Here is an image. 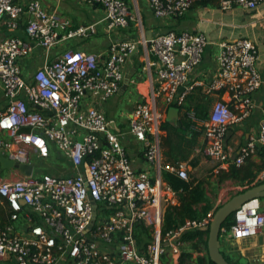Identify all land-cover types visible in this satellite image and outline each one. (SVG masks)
Segmentation results:
<instances>
[{"label": "built area", "instance_id": "built-area-1", "mask_svg": "<svg viewBox=\"0 0 264 264\" xmlns=\"http://www.w3.org/2000/svg\"><path fill=\"white\" fill-rule=\"evenodd\" d=\"M105 11L109 35L138 18L125 0H82ZM158 18L183 16L193 0H148ZM264 0H222L223 9L234 5L256 9ZM6 27L8 33L2 32ZM23 29L27 38L16 31ZM97 32V23L74 27L57 10L40 0H0V157L18 164H34L31 175L0 163V203L7 220H0V264H161L168 254L177 262L191 230H208L215 211L199 219H186L163 231L164 214L179 202L178 192L163 178V170L189 179V163L164 165L162 123L167 104L182 107L198 82H191L208 39L193 31H168L148 38L112 40L106 55L68 48L56 58L53 50L72 38ZM43 51L38 67L23 63L34 47ZM143 46L145 69H157L152 88L130 112L128 131L114 130L100 106L117 94L124 66ZM257 43L240 37L221 43L218 67L202 84L209 94L221 95L206 118L187 111L192 131L202 133L200 152L217 172L231 163L241 165L264 149V98L260 130L234 157L226 141L233 125L241 124L255 107L254 95L264 86L258 68ZM90 97V101H87ZM30 128L29 132L22 131ZM144 145L147 160L156 168L136 169L124 138ZM58 151L69 174L35 170V159ZM257 179V178H256ZM264 181V169L258 174ZM152 233L142 249L140 226ZM264 228L261 199L251 200L235 212L226 230L233 239L258 235ZM264 264V252L256 259Z\"/></svg>", "mask_w": 264, "mask_h": 264}, {"label": "crops", "instance_id": "crops-1", "mask_svg": "<svg viewBox=\"0 0 264 264\" xmlns=\"http://www.w3.org/2000/svg\"><path fill=\"white\" fill-rule=\"evenodd\" d=\"M43 5L49 10H57L58 14L71 22L76 27L79 25H86L90 23H97V32L93 35L84 38L76 39L74 43L68 41L63 42L57 46L52 52V58H56L60 53L68 48L75 50L91 52L96 54L106 55L109 50L112 40H123L128 38H138L142 31L150 38L157 34L168 31L182 32L193 31L203 33L208 39V45L203 55L200 65L193 71L191 75V82H198L192 93L187 96L186 102L191 95H195L197 102L211 103L221 97V95H213L207 93L202 84L206 85L214 75L218 67V55L222 42L232 41L240 37L252 38L258 45L260 60L258 68L264 77V3H261L256 9L248 10L243 7L234 5L231 9H223L221 7L222 0H193L191 8L183 16H172L166 18L156 17L150 7L148 0H125L130 6L133 13L138 18V22L131 21L126 28H117L116 31L108 34L106 31V24L104 21L105 11L99 5L84 3L82 0H40ZM77 3L81 6L78 8ZM77 10L80 12L78 13ZM2 32L8 33L6 27H2ZM20 37L27 38L23 29L16 31ZM71 40V39H70ZM66 47L64 50L61 48ZM61 50V51H60ZM144 48L141 46L136 54L124 66V80L121 84L119 92L110 97L106 102L100 106L106 112L107 117L112 121L114 130L128 131V122L130 112L142 102L144 97L150 93L153 87L157 88V69L153 67L149 72L145 67ZM37 62H40L37 64ZM43 62V52L37 45L34 47V52L31 57L25 59L23 65L36 67ZM130 75V81L126 82L127 76ZM0 100L2 101V108L5 103V97L0 89ZM116 97L109 106L108 101ZM207 97V98H204ZM87 97V101H90ZM264 98V86L254 95L255 107L252 114L239 125L231 126V133L227 144L231 151L232 157L236 156L241 149L246 146L247 142L252 136H256L260 130V122L263 117L262 104ZM160 99V106L165 111V118L162 123L163 143H162V159L164 165H174L181 161L189 163L190 169L193 167L196 172V177L201 179L211 171L217 173L215 164L204 156L200 150L205 144V137L202 133H193L192 130H187V136L183 133V137L178 138L172 134L176 145V153L173 158L167 155V151H171L169 143L165 141L168 136V131L173 130L172 127H180L181 122L185 121L184 110L179 109L173 105L167 104ZM125 102V111H119V102ZM196 101V100H195ZM110 107L111 111L108 109ZM110 115L107 114V110ZM177 109V110H176ZM119 111V113H117ZM184 127V126H183ZM124 145L127 152L132 159L133 165L136 169L149 170L151 174L155 173L156 168L147 160L145 156L144 145L141 141L135 139L130 135L124 138ZM181 142H188L190 144L196 143L193 149V160L180 159L178 152L185 151ZM187 153V152H186ZM179 158V161L173 163V159ZM172 159V160H171ZM258 164L262 163V158L255 154L252 158ZM192 165V167H191ZM258 179V176H257ZM255 181H258V180ZM232 181H227L226 184H231ZM211 197V195L209 194ZM215 200V201H214ZM221 198L213 199L211 202L213 207L210 211H214ZM264 207V200L262 202ZM230 242L224 244L221 241V250L223 254L232 262L238 264H256L258 259L264 252V228L261 232L252 237L242 239H233L227 231L222 230V238ZM198 252H195L197 255Z\"/></svg>", "mask_w": 264, "mask_h": 264}, {"label": "trees", "instance_id": "trees-1", "mask_svg": "<svg viewBox=\"0 0 264 264\" xmlns=\"http://www.w3.org/2000/svg\"><path fill=\"white\" fill-rule=\"evenodd\" d=\"M197 98L194 94L188 98V101L179 109L185 112V121L181 122L180 127H172L173 130L168 131V136L165 141L169 143L171 151H167V155L173 158L176 153V145L172 134H175L178 138L183 137V133L187 136V130L191 129V121L188 118L187 111L194 109L197 115L201 118H206L208 115V104L205 102H197ZM207 98V97H204ZM196 100V101H195ZM184 126V127H183ZM163 127V126H162ZM182 160H186L189 157V153L181 151ZM262 158V163L258 164L252 161L251 158L245 160L241 165L231 163L227 168L220 169L217 173H214L218 177V183L221 184L227 180H233L240 185L246 187L258 184L263 181L255 182L259 172L264 169V149L259 147L257 154ZM172 160V159H171ZM173 163L179 161V158L172 160ZM47 172V171H45ZM68 173H62L59 175H65ZM163 178L178 192L179 202L176 205H170L166 208L164 214L163 231L177 227L183 223L186 219H199L204 217L213 207L209 192H207L205 181L198 178L183 179L176 173L169 170H163ZM255 182V183H254ZM221 206V205H220ZM219 207V206H218ZM217 207V208H218ZM216 208V209H217ZM216 209L214 211H216ZM7 214L4 207L0 203V220L6 221ZM234 223V215L230 216L223 224V228L230 230ZM139 245L144 249L148 242L152 239V233L150 230L140 226ZM208 230H191L183 235V240L189 241V248L184 249L177 262L173 261L168 254H164L161 258V264H216L211 260L208 254ZM222 241V233H221ZM195 252H198L195 255ZM226 257V256H225ZM227 258V257H226ZM231 261L229 258H227ZM232 262V261H231ZM235 263V262H233ZM238 264V263H235Z\"/></svg>", "mask_w": 264, "mask_h": 264}, {"label": "water", "instance_id": "water-1", "mask_svg": "<svg viewBox=\"0 0 264 264\" xmlns=\"http://www.w3.org/2000/svg\"><path fill=\"white\" fill-rule=\"evenodd\" d=\"M130 78L131 76L128 75L126 79L127 84L130 81ZM30 130V128L22 129V131L27 132H29ZM230 133L231 129L227 133L226 141H228ZM0 163L2 167L15 166L29 175L32 174L34 168L33 163L18 164L12 160H8L5 157H0ZM254 199H264V181L258 184H253L252 186L246 187L245 189L237 192L216 209L209 227L208 236V254L211 260L216 264H235L229 261L221 250L220 237L223 230L222 226L230 216L235 215V212L240 209L243 204Z\"/></svg>", "mask_w": 264, "mask_h": 264}, {"label": "rangeland", "instance_id": "rangeland-1", "mask_svg": "<svg viewBox=\"0 0 264 264\" xmlns=\"http://www.w3.org/2000/svg\"><path fill=\"white\" fill-rule=\"evenodd\" d=\"M76 6L78 8H81V6L77 3L76 1ZM76 11L79 13L80 11L76 9ZM76 41V39H71L68 42L70 43H74ZM60 45H64L62 43H60L58 46L60 47ZM66 47L64 46L63 48H61V50H64ZM60 50V51H61ZM43 52V51H42ZM40 62H37V64H39ZM40 66V65H38ZM36 66V67H38ZM26 71L28 69H25ZM1 97V95H0ZM115 100V102H117L116 97L110 99L108 101L109 106H112V102ZM215 103V99H213L211 101V103L208 104V112L210 111L212 105ZM2 106V101L0 100V107ZM110 111V107L108 108ZM107 110V109H106ZM120 110H124L125 111V102L122 103L121 101L119 102V111ZM119 111L117 113H119ZM107 114L110 115L109 111L107 110ZM193 133H199L196 131H193ZM183 148L185 149V151L187 153H189V157L186 159L190 162V160H193V149L196 146V143H188V142H181ZM178 156L181 155L180 151L177 154ZM35 170L36 171H47L48 173H52V174H62L65 173L68 170V166L66 164V161L61 157L60 153L58 151L55 150L54 153H52V155L48 158H44V159H35ZM191 163V162H190ZM192 167V165H191ZM189 173V178H197L196 177V172L194 171L193 167L191 168L190 171H188ZM202 180L205 181V185H206V189L207 192L210 193L211 197H213V199H219V197L221 198L220 203L218 206L222 205L223 203H225L228 199H230L234 194H236L237 192L243 190L246 188V186L244 185H240L237 182H234L233 180L231 184H226L227 181L219 184L218 183V177L217 175H215L212 171L210 173H208L206 176L201 178ZM257 182V181H255ZM254 182V183H255ZM264 199H261V205ZM215 201V200H214ZM263 206V205H262ZM222 241H224L225 245L229 244L231 245V241L228 242L225 240V237L222 238ZM189 248V241H186L185 245H184V249H188Z\"/></svg>", "mask_w": 264, "mask_h": 264}]
</instances>
